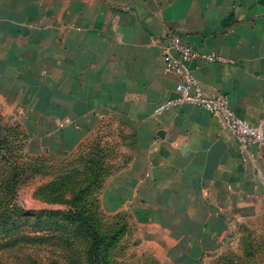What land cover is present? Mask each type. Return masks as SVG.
<instances>
[{"label":"crops","instance_id":"crops-1","mask_svg":"<svg viewBox=\"0 0 264 264\" xmlns=\"http://www.w3.org/2000/svg\"><path fill=\"white\" fill-rule=\"evenodd\" d=\"M171 33L222 56L193 65L206 94L264 119V0H0V118L51 152L103 116L125 120L135 146L112 180L111 213L182 255L264 215V152L243 151L205 108L154 113L177 96L180 77L163 69Z\"/></svg>","mask_w":264,"mask_h":264},{"label":"rangeland","instance_id":"rangeland-1","mask_svg":"<svg viewBox=\"0 0 264 264\" xmlns=\"http://www.w3.org/2000/svg\"><path fill=\"white\" fill-rule=\"evenodd\" d=\"M28 140L17 122L0 118V264H93L90 233L72 213L92 216L102 233L125 227L108 264H264V215L182 255L167 254L149 241L152 232L146 239L133 221L113 217L112 180L135 146L127 122L103 116L61 152L32 150Z\"/></svg>","mask_w":264,"mask_h":264},{"label":"built area","instance_id":"built-area-1","mask_svg":"<svg viewBox=\"0 0 264 264\" xmlns=\"http://www.w3.org/2000/svg\"><path fill=\"white\" fill-rule=\"evenodd\" d=\"M168 39L163 69L167 74L178 75L180 81L176 86L177 96L158 105L154 113L160 115L174 106L186 103L205 108L219 118L222 126L238 141L243 151L249 152L253 147H258L264 152V119L258 124H252L230 106L225 93L206 94L195 74L193 65L221 61L222 56L195 47L176 33H171Z\"/></svg>","mask_w":264,"mask_h":264},{"label":"trees","instance_id":"trees-1","mask_svg":"<svg viewBox=\"0 0 264 264\" xmlns=\"http://www.w3.org/2000/svg\"><path fill=\"white\" fill-rule=\"evenodd\" d=\"M118 119L119 121L125 122V120L121 118ZM72 215L75 218V221H77L79 225L85 227L90 233L92 243L90 246V255L93 254L96 257V260H93V264H108L110 253L117 243H119L123 233H125V227H123V225L121 227L114 225L111 230L102 233L99 228H96V223H94V218H92V216H86L83 213H72ZM117 216L126 218L123 222L127 225H129L128 223L132 221L127 212L116 213L113 217Z\"/></svg>","mask_w":264,"mask_h":264}]
</instances>
